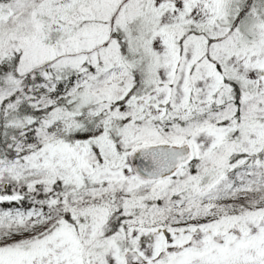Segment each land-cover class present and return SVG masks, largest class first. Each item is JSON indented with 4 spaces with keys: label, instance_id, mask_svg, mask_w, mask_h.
<instances>
[{
    "label": "snow or ice",
    "instance_id": "1",
    "mask_svg": "<svg viewBox=\"0 0 264 264\" xmlns=\"http://www.w3.org/2000/svg\"><path fill=\"white\" fill-rule=\"evenodd\" d=\"M0 264H264V0H0Z\"/></svg>",
    "mask_w": 264,
    "mask_h": 264
}]
</instances>
